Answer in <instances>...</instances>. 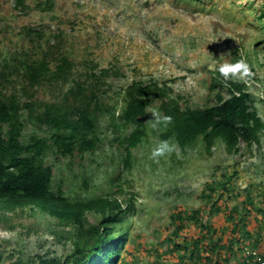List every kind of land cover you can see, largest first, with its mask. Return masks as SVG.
Returning <instances> with one entry per match:
<instances>
[{
    "label": "trees",
    "instance_id": "1",
    "mask_svg": "<svg viewBox=\"0 0 264 264\" xmlns=\"http://www.w3.org/2000/svg\"><path fill=\"white\" fill-rule=\"evenodd\" d=\"M13 9L25 14L26 0H13ZM20 36L26 47L0 62V229L43 232L55 244L69 243L70 248L63 254L6 262L13 254L6 253L8 243L2 240L0 264H264V184L256 192L249 187L234 190L236 170L216 168L197 194L168 186L162 192L170 201L163 222L156 223L151 234L130 238L128 219L142 211L137 195L123 196L114 183L106 189L113 192L99 194L91 184L89 165L79 164V182L77 175L63 173L65 187L61 180L54 184L55 167L65 160H82L106 145L112 150L111 161V155L116 156V169L130 170L133 152L149 137L146 121L153 93L160 100L157 109L173 118L167 128H159L157 141L170 140L178 145V153L198 140L207 155L218 139L229 156L240 152V144L259 145L264 123L244 83L224 81L217 69L209 83L214 104L180 111L168 93L153 84L133 81L114 90L108 78L121 77L120 70L78 59L61 32L25 27ZM217 87L225 88L227 96ZM105 119L109 135L101 133ZM115 130L118 134L112 135ZM176 153L172 162L181 172ZM193 198L197 208L186 205ZM88 215L97 223H89ZM124 250L130 262L122 257Z\"/></svg>",
    "mask_w": 264,
    "mask_h": 264
},
{
    "label": "rangeland",
    "instance_id": "2",
    "mask_svg": "<svg viewBox=\"0 0 264 264\" xmlns=\"http://www.w3.org/2000/svg\"><path fill=\"white\" fill-rule=\"evenodd\" d=\"M46 1L26 0L28 9L23 14L14 11L13 0H0V62L26 47L20 36L23 28L44 27L48 32H61L78 59L88 58L102 69L116 66L122 76L108 78L114 90L133 81L153 84L168 93L179 110H191L214 103V93L209 92L211 73L225 63L231 64V53L237 51V57L245 60L254 74L232 80L248 83V93L264 123V0H50V5ZM252 50L259 55L255 57ZM217 90L227 96L225 88ZM151 98L152 108L157 109L160 100L155 93ZM117 113L121 116L119 108ZM121 117L126 120V116ZM107 124L106 119L101 122V133L108 131L105 135L110 134ZM111 133L116 135L118 130ZM148 133L147 142L133 152L130 170L116 169V156L111 155L115 157L111 161L112 150L105 143L106 147L83 156L82 160L57 163L54 184L61 180L65 187L63 173L77 175L75 181L79 182V164L89 165V173L94 177L91 184H95L99 194L106 195L119 186L123 196L137 195L136 205L142 211L128 219L129 238L139 233L151 234L156 223L163 222L162 214L170 201L162 192L168 186L197 194L216 168L237 171L238 176L232 180L234 190L249 187L256 192L259 184H264V133L259 145H241L236 156L227 155L221 145L207 155L201 142L185 153L176 149L178 154L174 156L181 160V172H177L179 167L174 166L175 157L171 154L158 162L150 158L158 134L149 130ZM108 140L109 136L105 141ZM217 176L220 177L219 173ZM111 183L113 188L106 190ZM186 203L193 208L199 206L194 198ZM88 221L97 223L91 215ZM21 223L30 224L29 220ZM2 240L8 243L6 253L13 254L6 262L26 260L35 254H63L70 248L69 243L55 244L43 232L22 234L18 229H0ZM122 257L131 261L127 250Z\"/></svg>",
    "mask_w": 264,
    "mask_h": 264
},
{
    "label": "clouds",
    "instance_id": "3",
    "mask_svg": "<svg viewBox=\"0 0 264 264\" xmlns=\"http://www.w3.org/2000/svg\"><path fill=\"white\" fill-rule=\"evenodd\" d=\"M256 47V46H255ZM237 54V51H234L233 53H231L232 57H233V54ZM236 55V58H238L237 63L235 64L233 62V59L235 57H233L232 59V63L231 64H223L220 66L219 68V72H220V75L221 77H223L225 80H228V79H231V78H235V79H244V78H247V77H250L253 73L250 69V65L246 63L245 60L241 59L240 56L237 57ZM239 82V81H238ZM241 83V82H240ZM244 84L248 85L247 82H244ZM248 92V90H247ZM250 94V93H249ZM251 96V95H250ZM214 100V99H213ZM175 101V100H174ZM214 104V103H213ZM209 106V105H207ZM205 107V106H204ZM199 108V107H197ZM203 108V107H202ZM195 109V108H193ZM179 110V109H178ZM180 111H186V110H180ZM149 113H150V119H148L146 121V123L148 125H150V132L151 130H159V128L161 126H163L164 128H167L170 124L173 123V118L171 116H168V115H164L163 113H161L158 109L156 108H150L149 109ZM260 117V116H259ZM261 118V117H260ZM153 132H151L152 134ZM154 133H157L158 134V131L157 132H154ZM158 142L157 145L152 149L151 151V154H150V158L153 160V161H156L158 162L160 158L162 157H165V156H168L170 154H172L173 152H176V149H177V152L179 151L178 149V145H176L175 143L171 142L170 140H161V141H156ZM201 142V141H199ZM198 142V143H199ZM197 143V144H198ZM202 143V142H201ZM223 142L222 141H217L214 148H216L217 145H221L223 150L225 151V147H224V144H222ZM197 144L193 147L195 148L197 146ZM203 144V143H202ZM243 145V144H240V146ZM204 146V145H203ZM244 146V145H243ZM251 147V146H250ZM192 147L191 148H187V149H193ZM138 149V148H137ZM136 149V150H137ZM186 149V150H187ZM185 150V151H186ZM205 151V150H204ZM213 151V150H212ZM206 152V151H205ZM226 153V151H225ZM207 154V153H206ZM212 154V153H211ZM227 154V153H226ZM228 155V154H227ZM89 216V215H88Z\"/></svg>",
    "mask_w": 264,
    "mask_h": 264
}]
</instances>
